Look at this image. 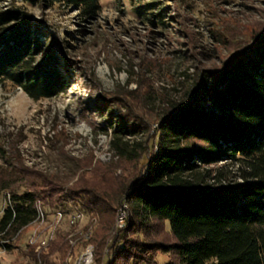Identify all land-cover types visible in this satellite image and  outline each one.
Here are the masks:
<instances>
[{"label": "trees", "instance_id": "16d2710c", "mask_svg": "<svg viewBox=\"0 0 264 264\" xmlns=\"http://www.w3.org/2000/svg\"><path fill=\"white\" fill-rule=\"evenodd\" d=\"M28 4H61L90 22L99 16L101 3L0 0V83L10 82L34 100L53 98L67 89L68 78L55 46L46 48L41 40L46 32ZM157 4L145 2L135 11L163 24ZM167 107L142 175L118 193L83 179L65 187L46 175L22 193L13 189L0 217V249L14 248L12 239L36 219L41 201L49 215L79 208L100 218L93 264H160V254L168 257L164 264H264V30L220 70H203L186 104ZM113 114L99 129L110 136L109 151L121 161L141 160L152 147L150 122ZM138 135L147 140L139 141ZM12 186L3 185L0 192ZM124 200L128 226L108 253L112 214ZM166 226L167 236L161 238ZM69 251L59 228L41 257L45 264H62Z\"/></svg>", "mask_w": 264, "mask_h": 264}, {"label": "rangeland", "instance_id": "374dc122", "mask_svg": "<svg viewBox=\"0 0 264 264\" xmlns=\"http://www.w3.org/2000/svg\"><path fill=\"white\" fill-rule=\"evenodd\" d=\"M149 1L158 3L155 12L164 15L163 24L137 15L135 7ZM100 3L99 16L90 22L82 21L76 9L61 4L50 8L27 5L46 32L41 34L46 48L55 46L68 86L56 97L34 100L10 82L0 83V187L13 184L0 192V217L9 193L13 189L24 192L30 182L40 184L41 175L65 187L83 179L103 192L118 193L132 184L142 175L154 149L159 118L167 106L186 104L203 70H220L234 52L264 30V0ZM111 110L114 118L139 115L150 122L152 147L141 160L121 161L109 151L110 136L99 129L107 126ZM137 139L144 142L147 135ZM124 202L112 214L105 252H112L110 246L116 240L112 231ZM48 219L52 220V214ZM79 225L70 227L66 220L60 224L66 241H78L76 247L70 243L69 253L77 254L88 243L94 244L102 222L87 214ZM33 227L12 239V250L0 252L4 264H37L29 243ZM75 229L79 234L70 237ZM167 230L168 226L161 231V238ZM158 259L164 264L168 257L160 254Z\"/></svg>", "mask_w": 264, "mask_h": 264}, {"label": "built area", "instance_id": "2783aa9c", "mask_svg": "<svg viewBox=\"0 0 264 264\" xmlns=\"http://www.w3.org/2000/svg\"><path fill=\"white\" fill-rule=\"evenodd\" d=\"M10 196L8 195V200ZM38 215L36 219L31 222L33 229L30 235L29 243L33 246L36 253L37 264H45L41 253L49 246V243L55 238L56 232L60 227L62 221L66 220L70 227L78 228L79 223L85 218L86 213L79 208H73L69 211L56 210L52 213V220L48 219L49 214L40 205V201H37ZM129 206L127 202L122 203L117 211L116 226L112 231L113 235H117L120 230L125 229L128 220ZM79 231L75 229V232L70 237L76 236ZM18 235V234H17ZM70 243L73 247L78 244L77 239H70ZM5 251L1 248L0 252ZM95 257V245L88 243L79 253L70 252L63 260L62 264H93Z\"/></svg>", "mask_w": 264, "mask_h": 264}]
</instances>
